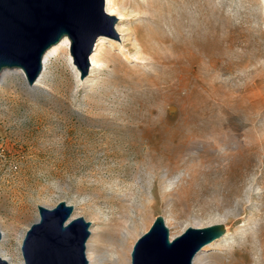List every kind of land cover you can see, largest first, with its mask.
Wrapping results in <instances>:
<instances>
[{"label": "rangeland", "instance_id": "obj_1", "mask_svg": "<svg viewBox=\"0 0 264 264\" xmlns=\"http://www.w3.org/2000/svg\"><path fill=\"white\" fill-rule=\"evenodd\" d=\"M113 2L139 13L106 10L120 40L98 37L99 64L81 83L70 49L37 85L20 68L0 84L1 256L24 264L38 205L64 200L103 231L96 264H115L94 203L125 201L138 230L130 264L160 215L172 239L226 225L229 239L194 264H264V0Z\"/></svg>", "mask_w": 264, "mask_h": 264}, {"label": "water", "instance_id": "obj_2", "mask_svg": "<svg viewBox=\"0 0 264 264\" xmlns=\"http://www.w3.org/2000/svg\"><path fill=\"white\" fill-rule=\"evenodd\" d=\"M105 7V0H0V77L4 69L20 68L34 86L44 68L45 52L67 35L84 79L98 37L120 40L113 28L118 19ZM38 212V220L27 229L21 244L24 264H89L92 222L74 217V206L64 200L54 207L38 205ZM225 234L226 225L215 223L188 226L172 239L160 215L136 240L131 264H194L205 246ZM0 264L12 263L0 255Z\"/></svg>", "mask_w": 264, "mask_h": 264}, {"label": "bare ground", "instance_id": "obj_3", "mask_svg": "<svg viewBox=\"0 0 264 264\" xmlns=\"http://www.w3.org/2000/svg\"><path fill=\"white\" fill-rule=\"evenodd\" d=\"M106 2V10L111 15H118L120 19L130 16L132 14L139 13L138 9L134 7L126 6L125 4H121V6L116 7L113 0H105ZM136 34L137 37H139V28H136ZM140 40V39H139ZM163 41V40H162ZM98 45H96L95 50L98 48ZM71 49V40L66 35L60 39L56 44L52 45L44 54V68L40 76L38 77L37 81L35 82V85H37L39 82L43 80V77L45 75L46 68L50 62H52L55 55H57L60 51L61 52H69ZM71 54V53H70ZM70 63L72 67L75 69L76 72V78L79 83H81L82 77L80 76V71L77 69L76 64L74 63V59L72 54L70 55ZM99 64V60L97 58L96 52L92 54L91 56V72H93L96 68V66ZM12 69H4L1 73L0 77V84L4 80V78L10 73ZM24 73V72H23ZM25 75V74H24ZM81 77V78H80ZM97 203V202H96ZM94 203L93 205L97 209V212L95 214V218H97L100 221H108V229L105 231L104 235L111 237L112 243L109 244L111 246L110 254L111 256H114V263L115 264H130V250L132 248V240L138 233L137 222H136V215L134 217L130 215L131 213V206L125 203V201H122L116 205L113 206V210L110 211L104 210L101 206H98V203ZM86 207V205L84 206ZM134 210V209H133ZM135 211V210H134ZM8 227V224H6ZM93 235L91 239L88 242V251H87V257L89 260V264H96L97 262V253L100 248L99 245H94L91 248V243L94 238L97 236L101 237L103 235V231L100 230L99 227H92ZM5 233L3 232V236ZM225 236V235H224ZM223 236V237H224ZM229 239V233L221 239L222 242H225ZM98 241V240H96ZM210 245V244H209ZM208 246V245H207ZM206 247V246H205ZM203 248L195 257L196 258L205 251L206 248ZM1 255V254H0ZM263 256V253L261 254ZM7 259V258H5ZM263 259V258H262ZM8 260V259H7ZM261 260V258H260ZM9 261V260H8ZM261 263V262H260ZM259 263V264H260ZM225 264H245L243 260L239 258H230L227 263Z\"/></svg>", "mask_w": 264, "mask_h": 264}]
</instances>
